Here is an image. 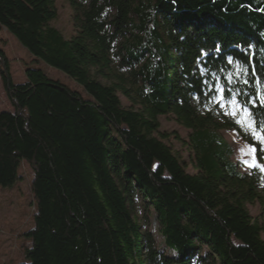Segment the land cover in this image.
<instances>
[{"label": "trees", "instance_id": "obj_1", "mask_svg": "<svg viewBox=\"0 0 264 264\" xmlns=\"http://www.w3.org/2000/svg\"><path fill=\"white\" fill-rule=\"evenodd\" d=\"M68 1L80 11L70 38L52 24L54 0H0V31L87 92L41 67H27V79L16 82L0 44L13 108L0 111V188L18 182L23 161L34 170L31 244L11 264H197L203 245L213 264H264V223L247 207L264 206V171H240L219 130L235 128L264 164V0ZM121 37L123 61L139 64L135 89L124 76L112 84L91 76L96 67L109 77ZM249 54L254 60L245 64ZM218 85L225 100L249 109L256 136L201 113ZM119 90L138 107H125ZM170 113L191 129L195 173L163 140L166 133L155 134L159 116ZM138 192L171 252L157 248L133 216Z\"/></svg>", "mask_w": 264, "mask_h": 264}, {"label": "rangeland", "instance_id": "obj_2", "mask_svg": "<svg viewBox=\"0 0 264 264\" xmlns=\"http://www.w3.org/2000/svg\"><path fill=\"white\" fill-rule=\"evenodd\" d=\"M54 7L57 10V17L52 21V24L66 38H70L76 32L75 15L80 11L76 10L68 0H54ZM123 42L124 38L121 37L113 47L111 53L113 70L109 74V77L98 72L96 67H91V76L104 84H112L119 79V76H124L126 84L135 89L141 83L140 75L136 74L139 64L131 67L123 61V56H125L124 49L122 48ZM0 44L6 50L10 59L13 78L16 82H24L27 79L25 74L27 67H41L51 77L61 78L72 87L80 89L87 95L83 87L62 70L44 61L35 60L32 53L21 44L14 34L8 32L6 29L0 31ZM216 88L217 93L211 100V104L209 106H206V104L201 106V113L211 112L213 119L217 122L233 121L237 125H245L253 130L254 123L250 118V111L247 113L243 111L241 104L235 98H232L230 101L225 100L222 86L218 85ZM118 93L125 107H138V104L124 95L121 90ZM233 100L237 101L235 105L232 103ZM244 108L248 109L247 107ZM1 110H13V108L0 76ZM233 112H235V115H232ZM159 122L160 127L155 134L160 136L161 132L166 133L167 137L163 138V140L179 157L186 171L191 173L197 172L195 152L190 145L189 139L191 129L179 122L171 113L160 115ZM249 124H252L253 127H249ZM219 130L222 138L233 149L231 158L237 163L240 171L251 173L254 168L251 165H255V167H259L264 171V164L258 161L256 152L252 151L249 147L251 144L243 139L235 128L223 127ZM33 176L34 170L32 166L28 162L23 161L20 167V179L18 182L13 187L0 188V260L8 264L22 261L25 258L26 247L31 244L25 232L33 226V214L35 211V197L32 190ZM258 187L259 190H262L263 184L259 182ZM131 207L133 216L141 224L142 229L152 232L157 248L166 253L171 252L164 242L161 224L155 210L141 193L138 192L134 195ZM247 207L254 218H258L260 222L264 223V206L262 201L256 200L254 203H247ZM261 236L264 238V231H262ZM207 251L208 248L206 245H203L200 250L196 251L194 262L197 264H213L211 258L207 255Z\"/></svg>", "mask_w": 264, "mask_h": 264}, {"label": "snow or ice", "instance_id": "obj_3", "mask_svg": "<svg viewBox=\"0 0 264 264\" xmlns=\"http://www.w3.org/2000/svg\"><path fill=\"white\" fill-rule=\"evenodd\" d=\"M252 47H253V46L249 45V48H250V49H251ZM217 51H219V48H217ZM228 60H229V63H232V62H233L232 57H229ZM253 60H254V54H249L247 60H246L244 63L247 64V63H250V62L253 61ZM238 63H239V62H238ZM242 70H243V69H242ZM249 71L252 72V71H254V69H251V70H249ZM247 82H248V81H245V83H247ZM259 95H260V94L257 93V96H259ZM232 103H233V105H235V104L237 103V101H236V100H233ZM248 103H256V100H255V99H250V100L248 101ZM241 109H242L243 111H245L246 113L249 111L248 109L244 108L243 105H241ZM232 115H235V112H233ZM249 127H253V125H252V124H249ZM252 135H253V136H256V132H255V130H253ZM258 139H264V136L258 137ZM249 147H250L251 150L254 151V152H258V151H259V149H258L256 146H251V145H250ZM246 163H247V162H246ZM251 166L255 167V165H251Z\"/></svg>", "mask_w": 264, "mask_h": 264}]
</instances>
